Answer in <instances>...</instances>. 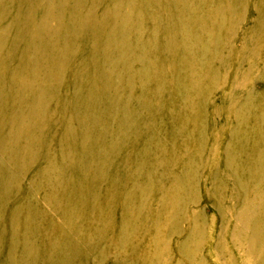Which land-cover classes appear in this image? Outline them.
<instances>
[{
    "label": "rangeland",
    "instance_id": "1",
    "mask_svg": "<svg viewBox=\"0 0 264 264\" xmlns=\"http://www.w3.org/2000/svg\"><path fill=\"white\" fill-rule=\"evenodd\" d=\"M99 1L100 13L107 0ZM250 1L232 12L233 0H206L191 22L175 20L169 0L163 22L147 15L127 54L129 87L120 88L88 153L74 77L95 48L104 49L98 43L109 17L100 35L86 34L90 7L80 12L81 51L70 55L46 107L45 70L58 59L59 34L47 42L36 78L26 68L12 74L24 83L0 101V144L3 110L21 107L16 91L25 115L15 153L0 147L10 179L0 264H62L61 248L63 264H264V21L256 26ZM122 98L133 110L131 122L101 172L104 126L116 124L109 137L122 136V116L114 117Z\"/></svg>",
    "mask_w": 264,
    "mask_h": 264
},
{
    "label": "bare ground",
    "instance_id": "2",
    "mask_svg": "<svg viewBox=\"0 0 264 264\" xmlns=\"http://www.w3.org/2000/svg\"><path fill=\"white\" fill-rule=\"evenodd\" d=\"M220 2L221 0H216L217 4ZM240 2L241 0H233V3L229 5V10L236 12ZM250 2L257 11L256 26H259L264 21V1L251 0ZM205 3L206 0H169L168 7H170L171 15L175 20L184 19L191 22L202 13ZM88 6L90 7L88 20H84L82 23L86 34L87 30L88 33L93 32L95 35H100L97 32L103 30L101 28L106 21V16L109 17L107 21H110V23L101 33L103 38L98 43L99 47L104 45V49L97 48L96 50L95 48L93 55L82 64L74 77L72 94L75 104L74 109L80 119L81 145L85 153L94 148L93 146L96 144L93 143V140H96L95 132L101 126L107 112L109 113V108L119 101L120 88L129 87L132 73L128 63L129 55L127 54L135 38H138L136 31L147 15L155 14L160 22L165 19V8L167 7V5L165 6V0H107L103 12L100 13L96 9L98 6H102L99 0H0V101L11 93V87H19L20 85L22 87L24 83L22 79L17 78L18 75H12L14 72L17 74L26 68L31 72V76L36 78L42 62L47 58L49 52L47 42L55 35L59 34L61 37L58 59L46 66L45 73L49 78L42 93L43 107H46L48 102L56 95L55 92L59 91L62 77L71 65L70 55L81 51L76 39L77 30L80 28L78 19L83 8ZM99 14L100 18L98 19ZM238 22L234 21L232 24ZM14 35L15 39H13ZM115 50H119L118 55L115 54ZM23 55L27 56L24 57L25 60L22 58ZM12 62L16 63L11 68L9 64ZM142 69L146 74L145 65H142ZM246 75L248 74L246 73ZM112 78L114 82H112ZM30 80L33 79L30 78ZM15 94V98L18 99L21 107H16L14 111L3 110L5 117L3 125L6 129V135L1 140L0 147L2 153L8 156L15 153V148L21 136V120L25 115L23 97L19 95L20 91L19 93L16 91ZM234 99L236 98L234 97ZM124 100L122 98L121 101ZM28 106L33 105L29 103ZM121 109L115 111L114 117L122 116L124 123L123 131L122 128L120 130L122 136L117 139L110 138L109 130H113L116 124H111L110 127L104 126L106 134L102 136L98 145L100 146L98 163L101 172L105 171L110 158L116 149L118 150L122 145V138L127 133L131 122L133 110L128 102L124 101ZM86 119H90L91 124ZM9 184L8 175L0 167V213H2V205L9 192ZM58 256L63 264V248L58 251Z\"/></svg>",
    "mask_w": 264,
    "mask_h": 264
}]
</instances>
